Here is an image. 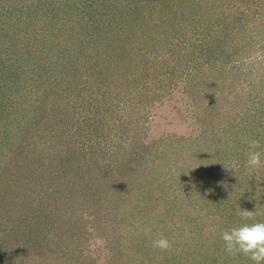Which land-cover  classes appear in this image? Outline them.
Returning a JSON list of instances; mask_svg holds the SVG:
<instances>
[{
  "label": "rangeland",
  "instance_id": "rangeland-1",
  "mask_svg": "<svg viewBox=\"0 0 264 264\" xmlns=\"http://www.w3.org/2000/svg\"><path fill=\"white\" fill-rule=\"evenodd\" d=\"M19 1L0 0V264H226L220 233L264 221V0Z\"/></svg>",
  "mask_w": 264,
  "mask_h": 264
},
{
  "label": "clouds",
  "instance_id": "clouds-1",
  "mask_svg": "<svg viewBox=\"0 0 264 264\" xmlns=\"http://www.w3.org/2000/svg\"><path fill=\"white\" fill-rule=\"evenodd\" d=\"M258 149V140L252 139L248 141L245 164L253 171L264 166V152ZM238 167L239 162H234L230 169L234 170ZM253 215V211L242 210L240 212L242 218H250ZM148 230L150 229H146V231ZM220 239L223 241L227 253H240L247 257L252 264H264V221L239 223L223 230L220 233ZM152 244L159 249H168L170 247L169 240L163 236L154 239Z\"/></svg>",
  "mask_w": 264,
  "mask_h": 264
},
{
  "label": "trees",
  "instance_id": "trees-1",
  "mask_svg": "<svg viewBox=\"0 0 264 264\" xmlns=\"http://www.w3.org/2000/svg\"><path fill=\"white\" fill-rule=\"evenodd\" d=\"M20 1H22V0H20ZM75 2H76V0H75ZM84 3L85 2L81 0L78 4H81L80 6L82 7V6H84ZM68 6H70V4ZM154 7H158L159 9H162L163 6H161L160 3H158V5H155ZM73 9H74V7H73ZM40 80H41V78H40ZM12 82H32V80H24L21 77H19V74H17V76L13 77ZM5 138L7 139V137H5ZM222 257H224V262H226V264H252V262L249 261L247 257H245L244 255H242L240 253H235V254H229L228 253L227 256L226 255H224V256L222 255ZM228 262H230V263H228Z\"/></svg>",
  "mask_w": 264,
  "mask_h": 264
}]
</instances>
